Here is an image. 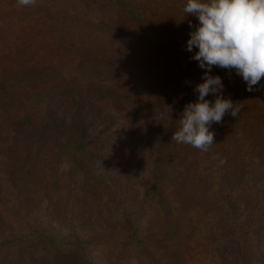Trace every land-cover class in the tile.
<instances>
[{
	"label": "rangeland",
	"instance_id": "1",
	"mask_svg": "<svg viewBox=\"0 0 264 264\" xmlns=\"http://www.w3.org/2000/svg\"><path fill=\"white\" fill-rule=\"evenodd\" d=\"M186 2L0 0V264H264V87L213 67L240 113L171 141L204 75Z\"/></svg>",
	"mask_w": 264,
	"mask_h": 264
},
{
	"label": "clouds",
	"instance_id": "2",
	"mask_svg": "<svg viewBox=\"0 0 264 264\" xmlns=\"http://www.w3.org/2000/svg\"><path fill=\"white\" fill-rule=\"evenodd\" d=\"M36 3L17 0L21 7ZM183 12L198 20L186 48L188 52L198 49L191 59L204 69V75L194 88L197 100L184 106L171 141L207 152L214 145L212 124L222 123L227 113L236 117L241 111L237 103L223 97L222 78L210 75L213 67L234 70L249 92L258 90V85L264 87L260 85L264 78V0H187ZM189 27H193L191 22ZM209 94L215 95L214 103L205 99Z\"/></svg>",
	"mask_w": 264,
	"mask_h": 264
},
{
	"label": "trees",
	"instance_id": "3",
	"mask_svg": "<svg viewBox=\"0 0 264 264\" xmlns=\"http://www.w3.org/2000/svg\"><path fill=\"white\" fill-rule=\"evenodd\" d=\"M188 16H192V15H188ZM187 16V17H188ZM172 47H173V55H172V62L178 66L180 69H183V54L181 51V42L182 40L180 39L178 34H174L172 35ZM39 111H36V113H38ZM262 118L264 119V103L261 105L260 107V113H259ZM262 129H264V124H262V126L260 125L259 129H258V134L257 136L259 137V144L257 143L256 148L259 149V155L257 154L255 156V158L259 161H261L260 163L264 164V133L262 131ZM258 141V138H257Z\"/></svg>",
	"mask_w": 264,
	"mask_h": 264
}]
</instances>
